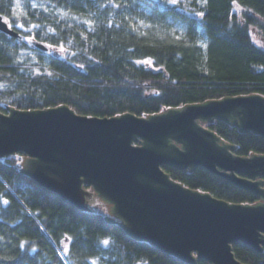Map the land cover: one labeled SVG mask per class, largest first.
<instances>
[{
	"label": "trees",
	"instance_id": "1",
	"mask_svg": "<svg viewBox=\"0 0 264 264\" xmlns=\"http://www.w3.org/2000/svg\"><path fill=\"white\" fill-rule=\"evenodd\" d=\"M0 15L20 34L0 33V113L67 106L87 117L148 118L226 98L264 97V47L251 32L264 30V0H179L175 7L169 0H0ZM205 125L235 146L237 156H264V137L224 121ZM25 159H0V264H186L107 224L103 213L81 212L41 187L22 174ZM163 170L229 204L260 202L204 168ZM233 252L242 263L264 264V253L242 244Z\"/></svg>",
	"mask_w": 264,
	"mask_h": 264
},
{
	"label": "water",
	"instance_id": "2",
	"mask_svg": "<svg viewBox=\"0 0 264 264\" xmlns=\"http://www.w3.org/2000/svg\"><path fill=\"white\" fill-rule=\"evenodd\" d=\"M0 33L20 38L3 22ZM215 120L264 137V97L226 98L148 118L87 117L67 106L11 109L0 113V159L25 154L23 175L84 213H97L91 201L98 197L112 206L107 224L120 222L130 238L186 264H245L234 244L264 253V156H237L235 146L204 127ZM164 166L204 168L260 202L233 205L191 190Z\"/></svg>",
	"mask_w": 264,
	"mask_h": 264
},
{
	"label": "rangeland",
	"instance_id": "3",
	"mask_svg": "<svg viewBox=\"0 0 264 264\" xmlns=\"http://www.w3.org/2000/svg\"><path fill=\"white\" fill-rule=\"evenodd\" d=\"M233 10L235 13L239 14L240 17L244 13V10L241 8L237 1L234 2ZM251 32L256 45L259 47H264V30L252 27ZM204 127H206V125ZM91 209L93 211L101 212L106 216L111 215L110 206L106 205L105 202L99 199L98 197L97 201H91Z\"/></svg>",
	"mask_w": 264,
	"mask_h": 264
},
{
	"label": "snow or ice",
	"instance_id": "4",
	"mask_svg": "<svg viewBox=\"0 0 264 264\" xmlns=\"http://www.w3.org/2000/svg\"><path fill=\"white\" fill-rule=\"evenodd\" d=\"M169 3H170L172 6H174V7H175V6H179V0H169ZM33 7H35V5H33ZM16 8H17V9L20 8V4H19V3L16 4ZM0 22H3V23L8 24V25H9V28L11 29V21H10L9 19H7L6 17H4V16H0ZM18 27H19V28H23L24 26H23V24H19ZM33 27H37V26H36V25H33ZM24 30H25L26 32H27V31H30L29 29H24ZM25 39H27L29 43H33V42H34V37L26 36ZM85 39H86V37H85ZM47 47H49V48H53V45L49 44V45H47ZM59 51H60L61 53H64V52L66 51V49H65L63 46H61V47L59 48ZM73 55H75V53H73ZM137 63H141V62L138 61ZM143 63L151 64V61L148 60V61H144ZM80 67H83V65H80ZM49 75H51V73H49ZM2 203H3L4 205H7V204H8V201H7V200H3ZM69 239H70V238H69ZM102 243H103L104 245H108V244H109V240H108V239H105V240L102 241ZM66 250H67V248H66Z\"/></svg>",
	"mask_w": 264,
	"mask_h": 264
},
{
	"label": "flooded vegetation",
	"instance_id": "5",
	"mask_svg": "<svg viewBox=\"0 0 264 264\" xmlns=\"http://www.w3.org/2000/svg\"><path fill=\"white\" fill-rule=\"evenodd\" d=\"M106 204V203H105ZM107 205V204H106ZM108 206H110V209L112 210V206L108 204Z\"/></svg>",
	"mask_w": 264,
	"mask_h": 264
},
{
	"label": "bare ground",
	"instance_id": "6",
	"mask_svg": "<svg viewBox=\"0 0 264 264\" xmlns=\"http://www.w3.org/2000/svg\"><path fill=\"white\" fill-rule=\"evenodd\" d=\"M97 212H98V211H97ZM106 217H107V216H106ZM106 217H105V218H106ZM119 224H120V222L118 223V225H119Z\"/></svg>",
	"mask_w": 264,
	"mask_h": 264
}]
</instances>
